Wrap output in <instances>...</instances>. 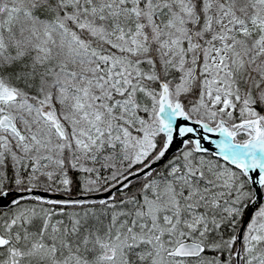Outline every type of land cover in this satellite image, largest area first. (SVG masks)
<instances>
[{"label":"snow or ice","instance_id":"snow-or-ice-1","mask_svg":"<svg viewBox=\"0 0 264 264\" xmlns=\"http://www.w3.org/2000/svg\"><path fill=\"white\" fill-rule=\"evenodd\" d=\"M0 264H264V0H0Z\"/></svg>","mask_w":264,"mask_h":264}]
</instances>
